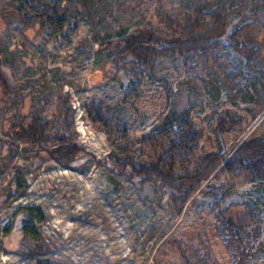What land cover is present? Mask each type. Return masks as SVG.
<instances>
[{"label":"rangeland","instance_id":"1","mask_svg":"<svg viewBox=\"0 0 264 264\" xmlns=\"http://www.w3.org/2000/svg\"><path fill=\"white\" fill-rule=\"evenodd\" d=\"M12 1L2 0L10 16L15 14ZM29 1L34 12L51 6L56 14L64 11L65 26L77 22L78 29L70 37L71 45L58 52L53 42L46 50L39 46L43 40L39 24L24 29L14 25L3 54L6 74L18 83L19 107L29 117L36 111V98L47 97L48 102L39 104V115L55 121V129L64 127L61 114L71 105L77 130L72 139L86 152L62 164L42 150L44 162L33 170L25 166L24 158L31 157L36 146L22 143L17 155H9L7 145L0 143V264H36V258L25 251L23 219L29 206L39 208L45 218L40 235L47 252L36 257L52 264H237L235 252L216 229L221 214L236 217L245 211L242 199L250 196L255 185L246 173L223 171L219 178H212L211 182L228 189L220 212L210 208L207 197L196 204L188 202L179 211L168 204L162 188L97 162L112 148L86 109L102 104L120 126L140 137L163 119L173 101L179 110L190 105L195 125L206 130L201 152L217 150L219 141L208 120L227 109L244 118L234 131L225 133L227 150L252 133H263L264 0H222L233 22L256 20L253 28L263 47L252 68L230 49L196 55L187 62L179 54H162L153 61V78L140 67L131 69L133 62L117 51L118 40L151 24L164 28L155 15L158 6L183 14L194 12L207 0H89L88 5L84 0ZM97 34L113 44H100ZM252 93L259 94L260 102L250 99ZM0 138L11 139L2 133L1 119ZM56 144L44 142L47 147ZM20 167L26 190L1 206L11 171ZM260 225L261 235L244 242L245 264H264V253H257L258 242L264 241V219Z\"/></svg>","mask_w":264,"mask_h":264},{"label":"trees","instance_id":"2","mask_svg":"<svg viewBox=\"0 0 264 264\" xmlns=\"http://www.w3.org/2000/svg\"><path fill=\"white\" fill-rule=\"evenodd\" d=\"M84 1L86 5L89 4V0ZM10 4H13L15 11L11 16L5 12L6 4L0 0V119L2 133L11 138H0V143L7 145L9 155H17L22 143L36 146L37 151L31 157L24 158L25 166L33 170L44 162L40 153L42 150H46L56 161L67 164L80 153L86 152L85 146L72 139L77 130L71 105L61 114L65 126L56 129L55 121L42 119L39 115V104L48 102L47 97H37L35 113L30 117L25 115L17 99L18 83L15 84L6 74L3 54L7 41L13 36L14 25L24 29L34 23L39 24V30L43 32V40L39 46L46 50L47 45L53 42L54 48L62 52L71 45L70 37L76 33L78 23L69 21L66 27V14L64 11L54 13L56 8L53 6L34 12L29 0H13ZM155 15L158 17L157 22L164 28L151 24L136 29L117 42V51L133 62L131 69L135 71L140 67L147 70L152 78L153 61L162 54H179L187 62L196 55L230 49L243 56L244 64L252 68L262 46L261 40L256 37V26L253 28L256 20L241 19L240 22H233L231 10L223 7L222 0H207L194 12L183 14L164 10L161 5L155 9ZM100 38L98 34L95 35L100 44H113L111 40ZM237 73L241 71L238 70ZM163 82L167 93H170L166 79ZM261 92L264 93V88ZM258 95L252 93L250 99L260 102ZM86 113L94 126L107 134L112 148L104 160L98 159L97 162L106 163L118 174L162 188L167 192L168 204L179 211L188 202L196 204L201 197H207L210 208L220 212V205L224 202L228 189L222 184L211 182L212 178H219L223 171L236 174L245 172L248 179L255 183L254 188L248 192L250 196L242 199L245 211L236 217L221 214V224L216 229L227 247L235 252L237 264H245L244 242L262 233L260 222L264 219V132L252 133L246 139L234 143L230 151L227 150L225 133L234 131L244 119L227 109L217 118L211 116L208 120L211 131L219 141L217 150L201 152L200 141L206 130L195 125L190 105L179 110L177 101H173L163 119L140 137L133 136L125 126H120L102 104L86 109ZM46 141H58V144L47 147L44 145ZM11 172L9 189L1 206L9 205L26 190V178L21 167ZM44 219L39 208L29 206L24 209L23 229L27 237L25 251L36 258V264H52L48 259L39 260L36 257L39 253L47 252L40 235ZM257 253H264V241L258 242Z\"/></svg>","mask_w":264,"mask_h":264}]
</instances>
